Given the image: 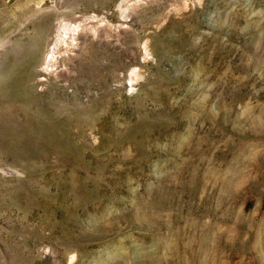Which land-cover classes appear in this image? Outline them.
Segmentation results:
<instances>
[{
  "label": "rangeland",
  "instance_id": "rangeland-1",
  "mask_svg": "<svg viewBox=\"0 0 264 264\" xmlns=\"http://www.w3.org/2000/svg\"><path fill=\"white\" fill-rule=\"evenodd\" d=\"M0 264H264V0H0Z\"/></svg>",
  "mask_w": 264,
  "mask_h": 264
},
{
  "label": "bare ground",
  "instance_id": "bare-ground-1",
  "mask_svg": "<svg viewBox=\"0 0 264 264\" xmlns=\"http://www.w3.org/2000/svg\"><path fill=\"white\" fill-rule=\"evenodd\" d=\"M66 24V23H65ZM61 26V25H60ZM65 26V25H64ZM66 27V26H65ZM63 28V27H62ZM67 28V27H66Z\"/></svg>",
  "mask_w": 264,
  "mask_h": 264
}]
</instances>
